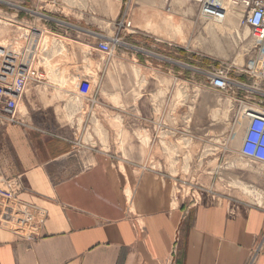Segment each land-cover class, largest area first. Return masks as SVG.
<instances>
[{"label": "crops", "instance_id": "obj_1", "mask_svg": "<svg viewBox=\"0 0 264 264\" xmlns=\"http://www.w3.org/2000/svg\"><path fill=\"white\" fill-rule=\"evenodd\" d=\"M54 2L50 15L67 22L73 32L82 31L88 37V54L97 52L94 34L109 37L105 20L96 26L70 20L58 11L59 0ZM108 3L115 10L113 19H119L111 31L121 34L123 48L135 49L131 60L137 62V53L144 50L149 53L146 56L159 61H176L180 68L173 73L209 94L212 103L222 93L210 89L200 77L191 74L185 78L184 70L193 69L196 73L209 61L235 63L257 55L254 43L251 52L235 50V37L243 42L250 36V29L241 20L238 22L242 10L227 8V0H215L200 14V5L190 0ZM143 8L144 28L134 25L131 19L134 10L141 12ZM222 10L228 11L226 25L215 21ZM123 19L129 20L130 25L120 29L118 23ZM233 28H238L236 35L227 33ZM125 54L128 53L121 57ZM164 69L175 76L171 66ZM238 77L248 81L246 75ZM31 88L32 84L18 101V107L21 100L34 98ZM221 99L219 96L217 102ZM18 107L19 121L0 129V175L20 176L15 199L19 210L22 205L29 214V232L17 236L0 229V264L249 263L251 250L264 230V201L260 205L207 197L189 206L182 198L173 206V178L154 164L139 166L123 160L120 165L110 155L92 149L77 156L73 139L37 131L24 122ZM217 114L218 107L213 116L217 118ZM179 123H184V119L179 118ZM243 125L245 128V121ZM8 146L12 155L7 152ZM83 156L87 157L86 162ZM177 232V252L171 256ZM254 264H264V252Z\"/></svg>", "mask_w": 264, "mask_h": 264}, {"label": "rangeland", "instance_id": "obj_2", "mask_svg": "<svg viewBox=\"0 0 264 264\" xmlns=\"http://www.w3.org/2000/svg\"><path fill=\"white\" fill-rule=\"evenodd\" d=\"M113 1L117 4L121 2ZM21 2L27 7L36 6L34 0H0V43L20 48L26 45L23 40L26 29L34 26L45 29L43 35L35 33V36L47 41L46 46L42 45L38 50L39 55L45 58L44 62L40 58L39 62H34V66L44 68L46 79L43 83L32 84L30 92L35 93L34 98L29 101L23 99L19 103L24 122L45 134H60L73 139L79 151L77 156L81 151L92 149L110 155L111 159L120 161V165L123 160L139 166L154 164L155 168L173 178L170 191L173 206L182 198L186 204L193 206L207 197L263 204L264 165L250 162L222 145L224 138L230 136L229 147H240L244 133V120L234 117L236 107H231L235 105L233 100H226L225 95L218 94L222 97L221 101L217 102L219 96L216 99L212 95L215 98L212 103L209 94L194 88L193 82L180 80L173 73L180 68L176 61H159L146 56L149 53L144 50L137 53V62L131 60L135 49L122 46L106 56L98 51L90 55L86 42L88 37L82 31L66 32L64 27L55 26V22L39 20L36 12L21 11ZM108 2L59 0L58 11L70 20L86 21L88 26L101 24L103 19L108 36L120 37L121 34L111 31L119 19H113L115 10ZM232 6L240 9L227 0V8ZM47 8H51L50 5ZM203 9L199 6V14ZM133 12L132 23L144 28V8L141 12ZM227 12L222 10L215 21L226 25ZM208 16L211 21L214 20L211 15ZM240 20L243 24L242 16L238 22ZM222 30L226 32V29ZM246 38L241 42L235 37L237 52H251L250 46L254 42L250 36ZM122 53L128 54L121 57ZM248 59L235 63L245 66L250 63ZM166 66H171V73L175 76L167 74ZM258 68L264 72V59ZM184 73L185 78L191 74L201 78L193 69L184 70ZM247 84V90L239 91L236 97L258 99L264 94V84H255L252 78ZM80 93L84 98L79 104L76 98ZM89 98L95 103L91 104ZM217 107L215 118L213 114ZM179 118L184 119V123H179ZM16 123L1 119L0 129ZM7 152L12 155L10 146ZM84 160L86 162L87 157ZM15 177L14 174L0 175V186L5 178L10 180ZM22 224L21 210L14 206L0 210V229L17 236L28 234V224L25 229Z\"/></svg>", "mask_w": 264, "mask_h": 264}, {"label": "built area", "instance_id": "obj_3", "mask_svg": "<svg viewBox=\"0 0 264 264\" xmlns=\"http://www.w3.org/2000/svg\"><path fill=\"white\" fill-rule=\"evenodd\" d=\"M10 1V0H6ZM36 6H24L21 2V11L36 12L39 15V20L45 22H55V26H61L71 30L70 25L62 19L55 18L50 15L51 11L47 8L49 5L54 6V0H34ZM196 2L203 8L213 5L215 0H190ZM5 2V1H4ZM232 4L237 5L243 13L242 22L250 29V37L254 42V47L257 49V55L250 59V63L239 67L234 62L226 61H209L205 66L198 67L197 72L200 74L204 84L210 89L225 95L226 100H233L236 107L234 114L235 119L241 117L246 125L241 139L240 147L230 148V136L223 140V148L231 150L237 155L246 158L250 162L264 165V94L256 99L250 97L239 98L236 97L239 91L247 90V82L242 81L238 75H246L247 80L252 78L255 84H264V72L260 71L258 66L261 60L264 59V0H231ZM11 4V2H9ZM17 7V5H14ZM130 25V21L123 19L118 23V27L123 29ZM45 26V25H44ZM45 29L38 26L27 28L24 34V43L20 48L14 45H7L0 43V120L6 119L9 121H17L16 112L18 101L28 88L30 84L37 85L43 83L46 79L45 70L43 67L34 66V62H44L45 58L39 55L38 50L46 42L39 39L38 35H43ZM35 33L38 35L35 36ZM90 34H94L89 31ZM56 36V34H53ZM95 50L104 53L105 56L113 53L117 47L125 45V42L119 36L104 37L98 34ZM33 41H35L34 44ZM76 98L77 103H81L84 96L82 93L78 94ZM81 97V98H80ZM91 104L95 100L89 98ZM230 107V108H231ZM218 141H216L217 143ZM20 176L13 179L3 180L0 186V210L10 209L14 206L20 209L17 204L15 195L20 188ZM15 186V189H13ZM14 209V208H13ZM27 210L23 209L21 205V223L25 229V225L29 223L26 216ZM29 217V216H28ZM179 232L175 233L173 242L171 244L170 254L174 256L177 252L179 242ZM264 252V230L253 246L248 264H254L257 258Z\"/></svg>", "mask_w": 264, "mask_h": 264}, {"label": "bare ground", "instance_id": "obj_4", "mask_svg": "<svg viewBox=\"0 0 264 264\" xmlns=\"http://www.w3.org/2000/svg\"><path fill=\"white\" fill-rule=\"evenodd\" d=\"M243 17V16H242Z\"/></svg>", "mask_w": 264, "mask_h": 264}]
</instances>
